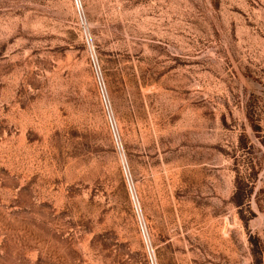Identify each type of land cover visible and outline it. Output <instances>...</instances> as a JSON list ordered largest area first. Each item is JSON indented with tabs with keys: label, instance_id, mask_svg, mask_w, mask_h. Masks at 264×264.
Returning <instances> with one entry per match:
<instances>
[{
	"label": "rangeland",
	"instance_id": "obj_1",
	"mask_svg": "<svg viewBox=\"0 0 264 264\" xmlns=\"http://www.w3.org/2000/svg\"><path fill=\"white\" fill-rule=\"evenodd\" d=\"M79 2L0 0V264H264V0Z\"/></svg>",
	"mask_w": 264,
	"mask_h": 264
},
{
	"label": "built area",
	"instance_id": "obj_2",
	"mask_svg": "<svg viewBox=\"0 0 264 264\" xmlns=\"http://www.w3.org/2000/svg\"><path fill=\"white\" fill-rule=\"evenodd\" d=\"M75 3H76V7H77L79 14L82 15V8H81L79 0H75ZM92 65H93L94 72L97 76L98 82H99V86H100V90H101V94H102V98H103V103H104L105 108L108 112L111 128H112V131L114 133L115 140H116L117 146H118V137L116 134V125H115L114 119H113L112 114H111V106H110L109 98H108L107 93H106V88L104 86V82H103V78H102V74H101V68H100L98 60L95 56H92ZM135 209H136L137 214L139 215L138 207L135 206ZM141 229L143 231L144 237L146 238V234L144 231V227L142 226V223H141ZM147 250H148V256H149L150 264H157L155 255L151 251L150 247L147 246Z\"/></svg>",
	"mask_w": 264,
	"mask_h": 264
}]
</instances>
